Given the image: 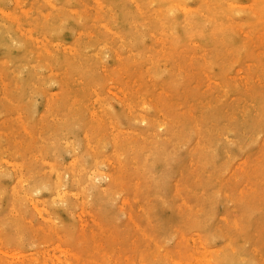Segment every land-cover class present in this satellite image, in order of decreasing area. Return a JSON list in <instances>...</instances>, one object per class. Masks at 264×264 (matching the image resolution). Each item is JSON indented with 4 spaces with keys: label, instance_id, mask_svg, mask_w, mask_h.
I'll use <instances>...</instances> for the list:
<instances>
[{
    "label": "rangeland",
    "instance_id": "obj_1",
    "mask_svg": "<svg viewBox=\"0 0 264 264\" xmlns=\"http://www.w3.org/2000/svg\"><path fill=\"white\" fill-rule=\"evenodd\" d=\"M0 264H264V0H0Z\"/></svg>",
    "mask_w": 264,
    "mask_h": 264
}]
</instances>
